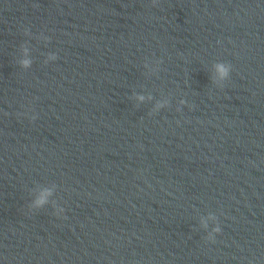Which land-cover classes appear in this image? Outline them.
Segmentation results:
<instances>
[{
	"label": "water",
	"instance_id": "95a60500",
	"mask_svg": "<svg viewBox=\"0 0 264 264\" xmlns=\"http://www.w3.org/2000/svg\"><path fill=\"white\" fill-rule=\"evenodd\" d=\"M255 105L264 181V0H239Z\"/></svg>",
	"mask_w": 264,
	"mask_h": 264
},
{
	"label": "clouds",
	"instance_id": "9594fccd",
	"mask_svg": "<svg viewBox=\"0 0 264 264\" xmlns=\"http://www.w3.org/2000/svg\"><path fill=\"white\" fill-rule=\"evenodd\" d=\"M156 0H153V3L155 4ZM31 61L30 60H22L21 61V64L22 66L24 67H28L30 65ZM217 69L219 71V74H220V77L223 79L225 77H227L228 73H227V70L225 69L224 65L220 64V65H217ZM140 99L142 100L143 97H140ZM48 195V193H44L41 195V197L35 201V206L36 207H40V206H43V204L46 203V199L45 197Z\"/></svg>",
	"mask_w": 264,
	"mask_h": 264
}]
</instances>
